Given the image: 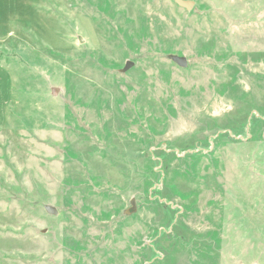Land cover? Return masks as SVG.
I'll return each instance as SVG.
<instances>
[{
	"label": "rangeland",
	"instance_id": "374dc122",
	"mask_svg": "<svg viewBox=\"0 0 264 264\" xmlns=\"http://www.w3.org/2000/svg\"><path fill=\"white\" fill-rule=\"evenodd\" d=\"M190 1L0 0V264H264V0Z\"/></svg>",
	"mask_w": 264,
	"mask_h": 264
},
{
	"label": "water",
	"instance_id": "95a60500",
	"mask_svg": "<svg viewBox=\"0 0 264 264\" xmlns=\"http://www.w3.org/2000/svg\"><path fill=\"white\" fill-rule=\"evenodd\" d=\"M173 2L180 8L184 9L187 12H190L192 7L194 6V2L190 1V0H173ZM79 41H81L82 39L79 37L78 38ZM168 59L170 61H172L173 63H175L176 65H178L181 68H186L187 66V60L185 57L182 56H176V55H169ZM132 62L130 61H126L123 69L121 71H125L126 69H128L130 67V64ZM44 210L47 214L49 215H56V211L54 210L53 207L45 205L44 206ZM135 211V205H134V199L132 198L130 200V207L128 209H126L125 213L126 215H130Z\"/></svg>",
	"mask_w": 264,
	"mask_h": 264
},
{
	"label": "trees",
	"instance_id": "16d2710c",
	"mask_svg": "<svg viewBox=\"0 0 264 264\" xmlns=\"http://www.w3.org/2000/svg\"><path fill=\"white\" fill-rule=\"evenodd\" d=\"M233 142H234V141H233ZM186 156H187V157H193V156L195 157L194 154H190V153H187Z\"/></svg>",
	"mask_w": 264,
	"mask_h": 264
},
{
	"label": "crops",
	"instance_id": "0c3cea01",
	"mask_svg": "<svg viewBox=\"0 0 264 264\" xmlns=\"http://www.w3.org/2000/svg\"><path fill=\"white\" fill-rule=\"evenodd\" d=\"M1 38V37H0ZM0 41H1V39H0ZM1 65V64H0ZM2 66V65H1Z\"/></svg>",
	"mask_w": 264,
	"mask_h": 264
}]
</instances>
